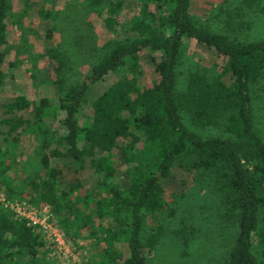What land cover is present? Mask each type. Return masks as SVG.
<instances>
[{
  "label": "trees",
  "instance_id": "obj_1",
  "mask_svg": "<svg viewBox=\"0 0 264 264\" xmlns=\"http://www.w3.org/2000/svg\"><path fill=\"white\" fill-rule=\"evenodd\" d=\"M193 1L88 0L109 33L89 75L67 85L69 60L53 46L44 52L54 65L49 84L58 89L61 115V133L47 131L41 143L44 176L18 184L0 146L6 199L47 207L65 238L74 245L85 240L94 249L87 264H146L162 235L160 226L149 231L146 220L162 212L164 180L175 169L207 178L219 195L220 214L235 224L223 264H264V140L255 129L252 92L264 79V41L241 42L200 26L190 11ZM127 2L138 14L123 27L119 19ZM11 11V0H0V89ZM185 39L214 50L218 63L211 72H189L180 85ZM143 54L154 73L148 85L139 84ZM107 76L114 82L88 103L90 86ZM48 110L47 98L35 102L24 94L3 105L0 137L7 152L31 126L25 114L42 127ZM213 130L220 134H205ZM118 152L129 171L122 184L116 178ZM61 161L73 163L77 173L88 167L92 186L79 178L67 181L51 165ZM47 253L40 227L0 202V264H49Z\"/></svg>",
  "mask_w": 264,
  "mask_h": 264
},
{
  "label": "rangeland",
  "instance_id": "obj_2",
  "mask_svg": "<svg viewBox=\"0 0 264 264\" xmlns=\"http://www.w3.org/2000/svg\"><path fill=\"white\" fill-rule=\"evenodd\" d=\"M12 11L7 20L8 53L3 68L5 82L0 89V119L3 105L16 94H24L37 102L40 98L50 101V110L43 118L42 127H37L34 115L27 112L31 120L27 132L20 135V141L9 152L1 141L5 160L11 163L9 173L19 183H25L35 174L42 177L41 158L44 154L41 143L47 131L61 133L60 113L56 111L58 89L50 85L53 80L54 65L47 63L44 55L50 47L58 48L69 60L66 71V84H76L89 75L93 58L109 38V33L100 18L88 6V0H11ZM200 26L241 42L264 41V0H194L190 9ZM46 14V16L41 15ZM138 14L135 5L127 2L121 12L120 22L127 27L132 17ZM178 68V84H182L191 71L211 72L218 63L217 53L195 41L185 39ZM142 74L139 84L148 85L154 79L148 54L141 57ZM31 74L35 78H31ZM229 79V77H227ZM114 76L90 86L87 92L88 103L105 91L113 82ZM255 129L264 140V79L253 88ZM24 116V114H23ZM0 131L3 128L0 126ZM216 136L218 130L205 133ZM116 161V178L122 184L129 173L128 166ZM58 165L67 181L79 178L85 187L92 186L95 179L88 167L77 173L73 163L53 162ZM166 189L165 205L155 217H147L149 228L160 226L162 235L152 252H148L146 264H223L225 257L237 235L235 224L223 212L217 191L207 178L197 179L175 169L164 180ZM11 212V206L20 203L7 200L0 190V202ZM26 205V204H25ZM29 206V205H27ZM35 208L33 206H29ZM43 218L42 209L38 210ZM49 231H43L48 247L49 264H87L89 253L94 249L85 240L74 245L57 230L50 217ZM55 234L60 235L57 244Z\"/></svg>",
  "mask_w": 264,
  "mask_h": 264
},
{
  "label": "built area",
  "instance_id": "obj_3",
  "mask_svg": "<svg viewBox=\"0 0 264 264\" xmlns=\"http://www.w3.org/2000/svg\"><path fill=\"white\" fill-rule=\"evenodd\" d=\"M4 200H2V203ZM12 213L17 218H24L32 223L34 226L40 227L43 231H49L51 229V226L47 224L48 219L52 216L49 213V210L47 207L40 208L42 209V212L44 214L43 218H39L38 214L40 213L37 208H31L25 204H15V206H11ZM54 241L59 244L61 242V237L58 234H55Z\"/></svg>",
  "mask_w": 264,
  "mask_h": 264
}]
</instances>
